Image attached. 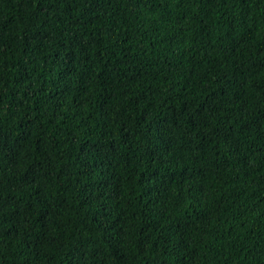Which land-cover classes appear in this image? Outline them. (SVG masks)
I'll list each match as a JSON object with an SVG mask.
<instances>
[{
	"label": "trees",
	"instance_id": "trees-1",
	"mask_svg": "<svg viewBox=\"0 0 264 264\" xmlns=\"http://www.w3.org/2000/svg\"><path fill=\"white\" fill-rule=\"evenodd\" d=\"M0 264H264V0H0Z\"/></svg>",
	"mask_w": 264,
	"mask_h": 264
}]
</instances>
